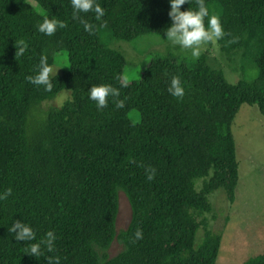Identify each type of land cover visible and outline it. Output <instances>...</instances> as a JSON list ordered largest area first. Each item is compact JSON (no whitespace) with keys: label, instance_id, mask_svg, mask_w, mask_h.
Instances as JSON below:
<instances>
[{"label":"trees","instance_id":"trees-1","mask_svg":"<svg viewBox=\"0 0 264 264\" xmlns=\"http://www.w3.org/2000/svg\"><path fill=\"white\" fill-rule=\"evenodd\" d=\"M95 2L105 10L100 20L94 12L80 13L94 26L90 35L72 18L71 0H0V194L12 189L0 200V264H48L47 255L59 256L60 264H214L221 236L199 217L211 211L207 195L218 188L234 200L238 162L231 125L241 105H257L264 119V0H205V26L211 15L220 18V51L239 55L243 66L253 61V81L229 83L205 54L188 65L159 54L128 87L115 79L125 59L107 43L166 34L170 0ZM190 9L198 10L195 0L181 6ZM45 17L67 27L52 36L40 33ZM19 40L28 49L16 59ZM58 51L66 52L68 68L50 76L53 89L27 82L41 56L51 66ZM173 76L185 90L182 99L168 91ZM94 85L118 88L125 107L116 108L110 96L98 109L89 98ZM62 90L69 100L42 107ZM148 166L155 169L151 181ZM198 178L205 179L196 191ZM119 189L131 215L116 234ZM16 220L33 229L34 241L15 240L8 228ZM199 227L203 238L195 248ZM138 228L143 239L133 244ZM48 231L57 237L56 251L26 254ZM114 238L122 249L108 256ZM243 264H264V253Z\"/></svg>","mask_w":264,"mask_h":264},{"label":"rangeland","instance_id":"rangeland-1","mask_svg":"<svg viewBox=\"0 0 264 264\" xmlns=\"http://www.w3.org/2000/svg\"><path fill=\"white\" fill-rule=\"evenodd\" d=\"M37 10L41 12L40 9ZM166 39V34L151 32L129 41L112 38L107 46L123 55L125 65L122 75L129 82L140 77L141 71L153 55H169L184 65L197 59L191 55V50H184ZM201 54L206 55L209 66L222 71L229 83L235 84L239 80L253 81L257 77V68L253 61L249 60L243 66L239 55L235 58L226 57L220 51L218 43L202 46ZM51 67V76L59 75L68 68L65 51L55 53ZM70 97L68 90H62L42 107H60ZM129 116L133 122L140 120L137 110H132ZM231 130L238 162L234 200H227L224 190L218 188L207 195L211 211L199 217L205 218L208 230L222 235L214 264H243L246 260L264 253V119L257 105L242 104L232 122ZM204 179L195 180L196 191L201 189ZM117 196L116 234L126 229L131 215L125 193L119 189ZM203 232L202 227L197 229L195 248L201 243ZM121 249L122 244L114 238L107 249L108 256L115 255Z\"/></svg>","mask_w":264,"mask_h":264},{"label":"clouds","instance_id":"clouds-1","mask_svg":"<svg viewBox=\"0 0 264 264\" xmlns=\"http://www.w3.org/2000/svg\"><path fill=\"white\" fill-rule=\"evenodd\" d=\"M185 3H191V0H170L171 26L165 29L168 41L173 45H178L184 50H191V55L194 58H199L201 55V48L205 45H215L217 41L225 36V32L220 21V18L213 14L208 19L207 27L205 26V18L209 17V10L205 5V0H195L198 10L181 11V6ZM73 7L72 18L78 20L84 27V30L90 35L94 34V26L87 20L80 17V13L94 12L96 20H100L105 15V10L96 3L95 0H71ZM67 24L55 19L44 18L42 23H38L37 29L40 33L47 36H52L57 31V28H66ZM238 38H234L229 43L237 42ZM16 53L15 58L22 57L28 49V44L19 40L15 43ZM38 72L35 76H27V82L43 86L45 91H51L53 84L50 76L53 73V68L48 64L47 56H41L40 63L37 66ZM119 81L121 87H128V78L124 75L115 77ZM169 93L177 99H182L185 95V90L181 85V80L178 76H173L168 88ZM113 98V103L116 108L121 109L125 107L124 100L119 99L120 91L111 85H94L89 90V98L94 101L98 109H104L108 106V98ZM134 162V161H132ZM146 177L149 181L155 178V169L150 166L145 168ZM12 194V189H7L0 194V200H7ZM9 233L14 234L16 241H34L36 234L31 227L21 222L14 221L11 227L8 228ZM57 237L53 231H48L46 235L40 239L39 242L31 243L26 254L39 258L45 256V252L54 253L56 251L55 241ZM131 242L135 244L137 241L143 239V232L137 229ZM48 264H60V257L54 255L45 256Z\"/></svg>","mask_w":264,"mask_h":264},{"label":"crops","instance_id":"crops-1","mask_svg":"<svg viewBox=\"0 0 264 264\" xmlns=\"http://www.w3.org/2000/svg\"><path fill=\"white\" fill-rule=\"evenodd\" d=\"M221 239H222V235H221L220 241H221Z\"/></svg>","mask_w":264,"mask_h":264}]
</instances>
